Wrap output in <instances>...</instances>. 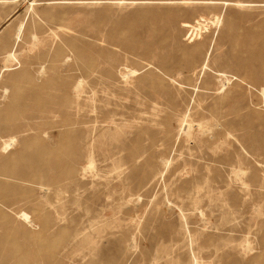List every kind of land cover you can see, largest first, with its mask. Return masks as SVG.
<instances>
[{"label":"rangeland","instance_id":"374dc122","mask_svg":"<svg viewBox=\"0 0 264 264\" xmlns=\"http://www.w3.org/2000/svg\"><path fill=\"white\" fill-rule=\"evenodd\" d=\"M76 1L37 0L34 9L27 15L24 11L29 0L0 4V65L4 52L12 48L21 51V65L5 71L0 79V136L18 135L19 147L32 136L40 134L43 118L51 114L46 112V109L56 107L52 102L61 86L56 79L50 80L53 74L67 77L69 83L78 79L84 80L85 94L81 93V99L86 101L87 96V100L92 99L93 111L90 112L94 120L91 125L95 124L96 137L99 131L107 133L114 131L111 121L119 124L124 118L134 121L138 120L136 117L139 114L148 115L136 102L138 99L142 100L141 86L136 83L129 84L130 86L124 84L119 80V69L136 68L137 77L148 74L149 78L142 80V90H147L152 77H164L161 66L164 51L177 52L184 46H192L198 41L186 40L190 31L184 27V21L192 23L201 15L212 17L216 13L222 14V22L209 29L208 37L204 41L205 44L209 42L208 53L215 59L213 66L227 73L241 72L237 56L242 53L231 49L229 39L231 32L249 31L264 38V0H240L244 2L239 6L234 2L222 6L218 3L220 0H100L101 2L97 4ZM22 18L26 20L22 39L14 45L12 30L16 21ZM30 33H35L40 36L39 40H42L33 49L28 50L25 46ZM193 35L194 33L191 37ZM70 40L76 41V44L72 45ZM202 53L203 51L193 56L192 66L197 70L200 67ZM40 65H43L47 72L39 78L36 70ZM24 67L27 68L25 77L13 83L14 85L4 80L9 74ZM199 80L200 78L198 82ZM212 81L211 78L207 79L210 85ZM46 82H49L48 87L43 89V83ZM6 84L9 85L7 97L2 99L3 86ZM236 89L234 92L238 91ZM91 90L95 91L93 92L96 93V97ZM169 91L176 95L175 98H168L167 102L170 105L181 100L188 104L192 112L193 97L189 98L184 91L179 93L180 97L177 96V88H170ZM199 93L201 94L198 90L197 94ZM92 95L94 97L91 98ZM47 97H52L53 101ZM213 98H207L206 103L210 105ZM252 100L256 102L254 97ZM252 112L256 115L253 113L248 121L241 116V123L246 121L250 126L249 132L244 133L247 138L245 145L247 149L257 150L259 158L264 161V109L260 104L252 105ZM72 134L76 135L78 132L73 131ZM131 134L133 135L129 133L127 136L131 137ZM65 142L67 140L62 139V143ZM101 154L100 148L94 146L93 155L98 175L91 177L85 173L83 177H77L74 181H70V175H66L58 165L52 163L43 165V186L47 190L45 196L48 197L50 188H57L54 207L58 208L60 203L65 207L61 219L56 216L53 207H43V213L47 212L45 220L60 223L58 227L43 228L44 234L56 236L55 239L58 241L55 245L59 259H45L44 255L30 244L24 249L25 257L21 264H191V253L201 264H253L250 258L258 249L246 255L247 258H241L231 254L224 248V244L227 239H237L241 231L248 230L255 239L262 234L264 224L261 223V218H251L257 194H251V198L243 203L236 200L237 212L235 221L233 220V229H230V223L220 218V210L216 206H210L212 210L207 209L205 214L206 219H209L206 220L207 223L208 221L210 223L205 224L200 239L194 242L174 235L169 243V234L162 235L165 232L163 227L168 226L167 221L171 226H175V213L168 219L161 217L155 220L152 209H146L144 216L139 217L141 226L138 230L134 221L141 215L142 205L140 208L120 205L128 198L126 188L134 174V167L125 163L123 156L109 162L102 161ZM171 155L174 157L172 161L174 163L168 172L176 167L182 170L184 166L178 151H171ZM208 156L211 155L208 153ZM76 157L78 166L83 160L80 159V155ZM114 167L117 169H113ZM76 171L78 170L74 167L71 173L74 175ZM199 172L195 171L194 174ZM180 184L181 182L174 186ZM220 184L223 185L224 182ZM65 185L68 189L62 191ZM211 185L209 181L208 187ZM156 189L157 187L154 195ZM129 193H134L132 198L139 194V204L150 198L144 196L141 189L131 188ZM169 198L181 206L187 216V227L190 232L202 228L199 215L192 210L187 200H175L178 198L173 195ZM155 201L161 203L163 195H159ZM205 204L208 203L205 201ZM114 209L119 210V218L116 221L111 220V212ZM30 230L39 231L41 228L34 225L30 226ZM123 232L127 233V238H133L136 244L127 252L121 243ZM161 240L165 242L160 243ZM6 253L7 250L1 244L0 264H8ZM261 262L262 260L255 261V264Z\"/></svg>","mask_w":264,"mask_h":264},{"label":"bare ground","instance_id":"6f19581e","mask_svg":"<svg viewBox=\"0 0 264 264\" xmlns=\"http://www.w3.org/2000/svg\"><path fill=\"white\" fill-rule=\"evenodd\" d=\"M99 1L76 2L97 4ZM17 2L18 0H0V4L4 5ZM228 2H234L239 6L244 1L220 0L218 3L226 6L229 5ZM36 4L37 0H29L24 14L30 13ZM16 22L12 30L14 45L22 39L26 20L22 18ZM221 22V13L213 14L212 17L201 15L192 23L184 21V27L190 31L186 40L198 41L192 46H184L177 52L164 51L161 62L164 77H152L145 91L142 90V80L149 78L148 74L137 77L136 68L119 69V80L124 84L128 86L136 83L141 86L142 100L138 99L136 102L148 115L138 113L139 116L136 117L138 120L130 121L124 118L119 124L111 121L114 131L108 133L99 131L96 137L95 124L91 125L94 118L90 112L93 111L91 98L95 96V91L91 90L94 96H91L90 101L87 100L88 96L84 101L81 99V93H84V80L78 79L69 83L67 77L51 73L53 75L50 80L54 78L60 82L61 89L58 90L57 96H54L56 97L54 101L52 97H47L52 99V105L56 107L46 109V112L51 114L43 118L42 131L38 130L41 131L40 134L32 136L20 147L18 135L0 136V245L7 250L5 258L8 264H21L25 257L24 249L30 244L32 248L39 250L45 259H59L55 245L58 241L55 239L56 236L44 234L43 228L58 227L60 223L45 220L47 212L43 213V207H53L60 219L64 215L65 207L63 203H60L58 208L54 207L57 188H50L48 197L45 196L47 190L43 186V165L49 163L58 165L66 175H70V181L83 177L85 173L91 177L98 175L93 155L94 146L100 148L102 161L110 162L123 156L124 162L134 167V174L126 188L128 198L120 205H130L131 208H140L142 205L141 215L134 221L137 229L141 226L139 217H143L150 208L155 220L161 217L168 219L175 213V226H171L168 221L165 222L168 226L163 227L165 232L162 235L169 234V243L174 235L196 242L203 235L206 220H209L205 214L210 206H216L220 210V218L230 223V229H233L237 212L236 200L243 203L251 198V194H257L251 218H261L260 221L264 224V161L259 158L257 150L246 148L247 138L244 135L250 128L249 122L246 121L253 113L256 115L252 112V105L260 104L264 109V38L249 31L231 32L229 35L231 49L242 53L237 56L241 72L227 73L213 66L215 59L208 53L209 42L205 44L204 41L208 37L209 29L220 25ZM39 37L35 33H30L26 49L31 50L39 44L42 40H39ZM70 43L73 45L76 41L70 40ZM202 51L200 67L197 70L192 66L193 56ZM20 58L21 51L16 48L4 52L0 65V79L5 71L21 65ZM26 71L27 68L24 67L9 74L4 80L16 83L25 77ZM45 72L47 71L44 66L40 65L36 70L37 77L40 78ZM209 78L213 79L211 85L207 82ZM48 83H43V89L48 87ZM8 86L7 84L3 86L2 99L8 92ZM170 88H177L176 94L179 97L182 91L187 93L189 98L193 97L192 112L184 101L180 100L179 103L171 105L167 102L169 97H176L169 91ZM235 89L238 91L234 92ZM198 90L201 94H197ZM46 91L48 92V89ZM111 95L110 97L113 96ZM253 97L256 102L252 100ZM207 98H213L210 105L206 103ZM147 108L149 109L145 110ZM242 115L246 120L244 123H241ZM73 131L78 134H72ZM129 133L133 135L128 137ZM62 139L67 142L62 143ZM13 140L15 141L12 142ZM113 151H116L115 154ZM171 151H178V155L182 157L184 166L182 170L176 167L168 172L174 163L173 155L170 156ZM78 155L81 156L83 163L77 166ZM74 167L78 171L73 175L71 172ZM195 171L200 172L194 174ZM117 174L119 175V172ZM209 181L212 185L208 187ZM179 182L180 185L174 186ZM222 182L223 185L220 184ZM255 182L257 183L254 184ZM156 187L157 192L154 195ZM131 188L141 189L143 195L150 198L139 204V194L132 198L134 193H129ZM62 189L66 191L68 186L65 185ZM161 194L163 201L158 203L155 200ZM172 195L178 198L175 200H187L191 204L192 210L200 217L201 229L194 232L188 230L187 216L181 206L169 198ZM205 201L208 204H205ZM118 212L117 209L111 212L112 221L119 218ZM34 225L40 226L41 230H30V226ZM260 227L262 229V226ZM241 232L237 239H227L224 248L241 258L258 249L250 260H253V264L262 260L260 264H264V230L256 239L248 230ZM121 236L122 247L126 252L136 245L133 238H127V233L123 232ZM163 242L165 241L161 240L160 243ZM172 246L171 244L170 247ZM190 262L201 264L193 253Z\"/></svg>","mask_w":264,"mask_h":264}]
</instances>
